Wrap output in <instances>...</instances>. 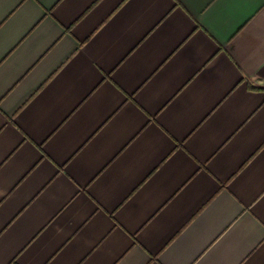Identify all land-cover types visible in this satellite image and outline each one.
Instances as JSON below:
<instances>
[{"label": "crops", "instance_id": "obj_1", "mask_svg": "<svg viewBox=\"0 0 264 264\" xmlns=\"http://www.w3.org/2000/svg\"><path fill=\"white\" fill-rule=\"evenodd\" d=\"M0 264H264V0H0Z\"/></svg>", "mask_w": 264, "mask_h": 264}]
</instances>
